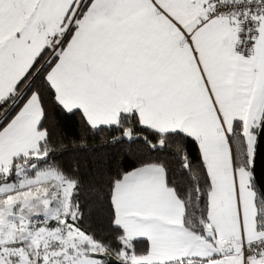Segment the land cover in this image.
<instances>
[{"label":"snow or ice","instance_id":"6c2138e0","mask_svg":"<svg viewBox=\"0 0 264 264\" xmlns=\"http://www.w3.org/2000/svg\"><path fill=\"white\" fill-rule=\"evenodd\" d=\"M264 0H0V264H264Z\"/></svg>","mask_w":264,"mask_h":264},{"label":"water","instance_id":"95a60500","mask_svg":"<svg viewBox=\"0 0 264 264\" xmlns=\"http://www.w3.org/2000/svg\"><path fill=\"white\" fill-rule=\"evenodd\" d=\"M254 174L257 183L264 182V146L258 145Z\"/></svg>","mask_w":264,"mask_h":264}]
</instances>
